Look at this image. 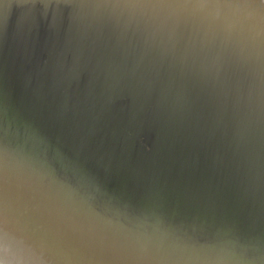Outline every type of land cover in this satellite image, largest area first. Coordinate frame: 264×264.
Wrapping results in <instances>:
<instances>
[{
	"label": "water",
	"instance_id": "water-1",
	"mask_svg": "<svg viewBox=\"0 0 264 264\" xmlns=\"http://www.w3.org/2000/svg\"><path fill=\"white\" fill-rule=\"evenodd\" d=\"M49 1L0 0V152L8 142L39 151L47 184L37 185L57 201L42 208L83 226L90 264L109 246L115 264H264V81L238 82L226 57L264 60V46L208 37L203 67L183 83L173 53L182 45L187 56L188 39L205 45L226 0H82L60 21L61 3L78 0H51L54 10ZM232 5L264 19V0ZM161 78L194 102L184 90L189 106L179 108Z\"/></svg>",
	"mask_w": 264,
	"mask_h": 264
},
{
	"label": "bare ground",
	"instance_id": "bare-ground-1",
	"mask_svg": "<svg viewBox=\"0 0 264 264\" xmlns=\"http://www.w3.org/2000/svg\"><path fill=\"white\" fill-rule=\"evenodd\" d=\"M81 1L78 0L77 6L76 4L61 3L63 5L55 13L54 20H73L76 13L83 10L79 6ZM234 1L226 0V10L218 14L222 15L221 19L212 21V27L207 32L210 35L204 36L203 39L207 43L209 38L212 40V36L218 37L220 35L221 37L225 35V37L220 39L222 44H234L237 46L242 43L245 47H254L259 42L264 46V19L258 21L251 14L244 16L243 14L234 13L235 9L237 11L238 5L234 7L232 5L233 10H227L231 2ZM49 2L54 10L56 2L51 0ZM89 3L95 5V0H90ZM241 3H244L245 6V2ZM70 14L72 15L70 16ZM244 28L250 30L244 34L242 32ZM206 43L204 45L188 39L187 42H184L189 53L187 56H183L184 49L182 45L175 50L176 53H173L175 57L173 62L174 72L181 73L180 79L183 83L186 82L184 74L189 76L198 72V67H203L202 62L207 52L212 48V42ZM222 44L219 46L220 50H223ZM245 51L235 49L230 54H226L229 59L231 57L232 65L234 66L233 69H231V66L227 69H231L235 79L240 83H244L245 86L247 84L253 86L260 84L261 81H264V60L256 58V54L260 53L259 51ZM235 54H237V57H235ZM142 71H144V75L147 74L144 69ZM139 72H134L132 77L137 76ZM161 83L168 97L173 92L175 96L173 101L179 105V108L188 107L189 101L194 102L195 97L191 95L180 81L171 79L166 81V78H161ZM167 87L171 88L170 92L166 89ZM188 88L190 89L191 86ZM184 90L189 94V101L182 102V100L187 99L184 95L180 96ZM239 90V88H233L232 92H239ZM160 92L159 90L157 93ZM14 148L8 142L7 147L0 152V246L8 248L7 259H4L3 252L0 249V259H3L5 264H12L14 259L16 261H30V264H90L88 261H91L90 259L92 258L88 257L91 256V253L85 254L83 233L81 234L77 231L82 230L83 226L69 216H63L60 212L63 211L62 209L51 213L49 209L42 208L49 203L52 204L57 201L54 194L49 195V190H43L37 185L39 181H43L45 185L47 184L46 180L38 178L40 171L37 170V167L41 163L35 161V157L37 155L40 157L39 151H32L34 155L28 156L27 151L17 152ZM26 161H31L32 164L22 167L20 164ZM11 185L18 190L19 194L12 193L6 188V186L10 187ZM40 196L48 198L50 202ZM4 201H8L10 204L4 203ZM36 202H41L42 204L38 205ZM69 215L76 217V215L71 213ZM104 219L107 226L118 223V215L116 213L109 217L105 216ZM73 231H76L78 236L72 234L71 232ZM114 233L120 234L121 230H117ZM9 245L12 247H9ZM63 245L76 248L78 254L83 253V257L75 259L74 256L76 254L71 255L67 252L62 255ZM9 249H11L10 252ZM111 250L112 246H109L105 254L99 253V256L93 259L92 264H115L113 255L109 254ZM83 259H85L86 263H80Z\"/></svg>",
	"mask_w": 264,
	"mask_h": 264
},
{
	"label": "clouds",
	"instance_id": "clouds-1",
	"mask_svg": "<svg viewBox=\"0 0 264 264\" xmlns=\"http://www.w3.org/2000/svg\"><path fill=\"white\" fill-rule=\"evenodd\" d=\"M0 264H5V261L3 259H0Z\"/></svg>",
	"mask_w": 264,
	"mask_h": 264
}]
</instances>
